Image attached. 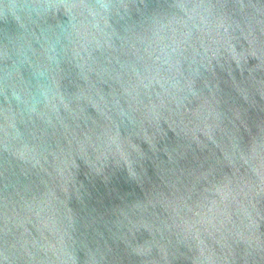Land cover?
<instances>
[{
  "label": "water",
  "instance_id": "water-1",
  "mask_svg": "<svg viewBox=\"0 0 264 264\" xmlns=\"http://www.w3.org/2000/svg\"><path fill=\"white\" fill-rule=\"evenodd\" d=\"M0 264H264V0H0Z\"/></svg>",
  "mask_w": 264,
  "mask_h": 264
}]
</instances>
